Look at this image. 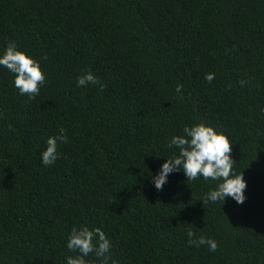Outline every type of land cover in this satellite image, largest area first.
Masks as SVG:
<instances>
[{"label":"trees","instance_id":"trees-1","mask_svg":"<svg viewBox=\"0 0 264 264\" xmlns=\"http://www.w3.org/2000/svg\"><path fill=\"white\" fill-rule=\"evenodd\" d=\"M9 41L45 82L29 99L0 67V264H66L82 225L117 264H264V0H0V51ZM89 70L103 90L76 86ZM201 121L229 136L242 204L203 203L216 182L182 170L153 186L168 141Z\"/></svg>","mask_w":264,"mask_h":264},{"label":"clouds","instance_id":"clouds-1","mask_svg":"<svg viewBox=\"0 0 264 264\" xmlns=\"http://www.w3.org/2000/svg\"><path fill=\"white\" fill-rule=\"evenodd\" d=\"M0 67L6 68L13 74L14 87L20 95H27L29 99L39 94L40 87L45 82V74L40 62L18 48L14 41L0 51ZM205 79L211 82L214 74H207ZM241 86L245 81H241ZM77 87L85 88L88 85H100L103 83L91 70L78 75L75 81ZM179 93L181 87L177 86ZM182 135H173L167 143L169 149L175 147L178 153L168 158L160 165L159 171L151 176L153 186L162 190L167 183L168 176L177 170H182L187 182L203 178L204 181H215V187L210 189L201 199L221 204L227 197L232 198L237 204H242L246 199L245 189L247 182L243 174L233 171L234 161L231 157V141L229 136L219 132L214 127L203 121L184 126ZM68 140L64 129L55 136H49L46 147L41 151V163L45 166L55 164L59 157L57 151L58 141L64 143ZM193 231L187 232L189 244L197 247L206 245L210 252L217 250V242L214 239L199 236ZM67 248L77 255L66 257V264H87L89 254L100 261V264H117L112 258V242L100 228L90 229L86 225L73 226L67 237Z\"/></svg>","mask_w":264,"mask_h":264}]
</instances>
